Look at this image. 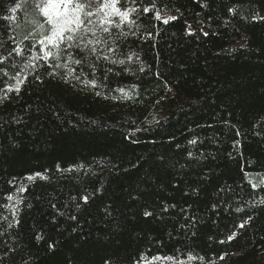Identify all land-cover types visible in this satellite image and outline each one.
Masks as SVG:
<instances>
[{
  "label": "trees",
  "instance_id": "trees-1",
  "mask_svg": "<svg viewBox=\"0 0 264 264\" xmlns=\"http://www.w3.org/2000/svg\"><path fill=\"white\" fill-rule=\"evenodd\" d=\"M124 7L133 58L93 88L8 56L43 20L0 0V264H264V0Z\"/></svg>",
  "mask_w": 264,
  "mask_h": 264
},
{
  "label": "snow or ice",
  "instance_id": "snow-or-ice-1",
  "mask_svg": "<svg viewBox=\"0 0 264 264\" xmlns=\"http://www.w3.org/2000/svg\"><path fill=\"white\" fill-rule=\"evenodd\" d=\"M127 2L128 0H123V2L122 0H34V7L43 20L39 24L41 30L38 33L39 38L30 41L29 45L23 48L17 45L7 55L11 56L15 53L17 56H23L27 49L29 52L35 53V55L28 58L30 61L43 60L46 67L63 70L60 73L56 71L49 73L52 76L59 74L63 79L75 75V78L80 80V76L76 73L83 72L87 68L90 70L92 78L84 81V83L95 88L98 79L96 77L97 70L103 73L104 81L108 80V74L113 72L112 67L105 69L104 64L125 65L126 61L133 58L132 55L126 56L125 59L114 58L120 50V40L122 38L126 39L128 36V32L124 30L125 26L135 24L132 13H135L137 9L124 7ZM131 3L135 4L136 0H131ZM153 5L155 6V0H153ZM20 6V4H17L10 11L15 13ZM149 10L147 7L143 9L145 13ZM117 17L118 19H116ZM155 18H161L159 11H156ZM5 19H12V17H5ZM175 19L176 17L169 16L163 20V23L167 24L170 20ZM148 35L151 36L152 33L149 32ZM24 39L28 40L29 37L25 36ZM37 45H39L38 50ZM4 59L6 57L0 52V63H3ZM24 67L30 68L36 67V65L26 63ZM124 70L127 71L128 69ZM139 71L143 72V67ZM115 74L120 75V72ZM19 75L17 73V77ZM36 78L39 79V76ZM24 79L26 80L27 77ZM21 83L23 81L17 79V86H9L7 91H15L18 94L20 91L19 84ZM117 91L124 93L123 88L117 89ZM124 94L127 96V93ZM96 95L99 96L100 93L96 92ZM190 143L194 144L196 141L193 140ZM36 175L41 174L37 173ZM246 175L251 174L247 173ZM28 179L32 180L33 177L29 176ZM260 183L264 184V180H261ZM257 186V184L252 185L253 188ZM21 191H24V189H21ZM7 198L12 199L11 196ZM82 199L85 204L88 203L89 198L87 196L82 197ZM261 203H264V200ZM52 207H55V205H52ZM13 214L15 215V213ZM144 215L150 216L152 213L146 211ZM70 219L74 220L76 217L72 216ZM250 219L251 217H249ZM239 227L243 229L245 224L242 223ZM234 237L235 233L229 235L227 239L232 240ZM37 239H40V237H37ZM49 248L54 249L55 244L49 245ZM140 259L147 258L142 256ZM160 259L173 260V257H152V260ZM149 264H151V261H149ZM179 264H184V262L180 261Z\"/></svg>",
  "mask_w": 264,
  "mask_h": 264
},
{
  "label": "rangeland",
  "instance_id": "rangeland-1",
  "mask_svg": "<svg viewBox=\"0 0 264 264\" xmlns=\"http://www.w3.org/2000/svg\"><path fill=\"white\" fill-rule=\"evenodd\" d=\"M129 1V0H128ZM122 2H123V0H122ZM128 3V2H127ZM167 17H169L168 15L167 16H164V17H162L163 19H165V18H167ZM116 19H118V17L116 18ZM262 180H264V177L262 178ZM8 201H10V200H8ZM4 213L7 215L8 213L10 214V212H11V209H12V203L10 202L7 206H5L4 208ZM6 215H4L3 217H7ZM147 264H149V263H147ZM151 264H167L165 261H158V260H152L151 261Z\"/></svg>",
  "mask_w": 264,
  "mask_h": 264
}]
</instances>
